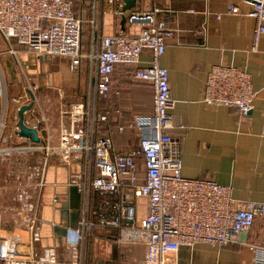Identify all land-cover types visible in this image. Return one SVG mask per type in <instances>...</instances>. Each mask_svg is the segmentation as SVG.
<instances>
[{"label": "built area", "instance_id": "2783aa9c", "mask_svg": "<svg viewBox=\"0 0 264 264\" xmlns=\"http://www.w3.org/2000/svg\"><path fill=\"white\" fill-rule=\"evenodd\" d=\"M98 1L0 0V33L7 41L15 40L40 58H67L71 72L78 75L82 73L83 60L88 58L94 71L90 98H82L62 109L57 144H52L46 114L36 116L33 103L25 112L24 124L38 131L40 143L18 135L21 108L14 117L12 134H3L5 119L0 125V162L14 166L13 162L23 157L38 158L28 168L29 185L19 182L23 188L17 187L14 199L16 212L22 216L17 229L27 233V241L0 236V264H89L90 242L98 230L105 234L113 230L115 234L110 239L119 248L142 245L144 258L139 264H179L176 255L181 248L193 249L205 244L222 250L248 234L256 217H264V203L239 204L233 198L231 186L211 179H188L182 174L181 144L187 128L180 126L183 133L178 137L169 133L175 103L169 72L160 66L167 40L176 36V28L159 19L162 12L159 8L151 12L119 10L116 13L125 17L130 27L138 26L139 31L133 35L99 36V50L84 55L85 18L92 13V23L96 24ZM244 1L252 8L248 16L257 21L251 46V52L255 53L264 37V0ZM228 13L239 15L240 10L233 5ZM217 18L221 19L222 15ZM199 34L204 36L205 29L199 30ZM11 53L18 54L15 50ZM145 53L150 60L142 67ZM119 65L133 66V77L149 83L154 90V113L136 117L129 124V129L137 131L139 142L136 148L126 152L114 146L111 111L100 112L96 106L97 98L110 92L112 75ZM3 87L0 80V92ZM256 97L248 72L216 65L208 73L202 102L208 107L236 110L245 118L253 111ZM25 98L28 95L22 100ZM28 113L31 117H27ZM97 125H102L108 133L98 135ZM125 130L123 126L116 128L120 133ZM14 137L25 142L12 144ZM53 158L68 166L76 158L81 162L80 170L71 174L70 185L83 196V215L77 228L66 231V258L55 247L36 250L42 238V191ZM2 176L0 171V189L4 188ZM95 192L109 198L106 208L97 213L98 219L92 208ZM0 229L7 231L1 223ZM247 246L252 254L250 264H264V245Z\"/></svg>", "mask_w": 264, "mask_h": 264}, {"label": "crops", "instance_id": "0c3cea01", "mask_svg": "<svg viewBox=\"0 0 264 264\" xmlns=\"http://www.w3.org/2000/svg\"><path fill=\"white\" fill-rule=\"evenodd\" d=\"M98 3L96 24L92 23V13L89 12L85 18L84 31H87L88 38L84 42V55L99 50V36L133 35L140 29L122 24V17L116 12L123 9V0H99ZM233 5L238 6L239 15L228 13ZM155 8L162 11L159 19L177 30L176 36L167 40L160 66L169 72L171 96L175 103L169 133L178 137L183 133L180 126L187 128L181 144L183 176L211 179L231 186L233 198L239 204L264 203V37L257 51L251 52L252 32L257 25L256 19L248 16L251 6L244 0H137L136 8L131 11L151 12ZM219 14L221 19L217 18ZM202 28L205 29L204 36L199 34ZM11 42L8 53L0 52V70L3 72L7 67L8 55L15 62L17 73L25 69L32 79L30 89L16 75L10 81L11 88L18 89L16 95H11L12 107L17 111L33 103L36 116L46 114L52 144L55 145L62 123V109L69 108L78 98L80 101L82 98L88 100L92 94V63L85 58L82 73L74 74L67 58H40L15 40ZM11 50L18 54H12ZM149 60L145 53L140 66L148 65ZM216 65L234 66L250 74L257 97L249 116L242 118L236 110L203 104L204 84ZM134 70L133 66H117L110 92L98 97L96 102L100 112L108 110L112 113L110 124L113 126L114 146L120 152L138 146L137 131L129 129V124L136 117L154 113L153 87L134 78ZM28 94L32 101H23ZM42 95L53 101L49 104V99H46L43 103ZM116 110L120 113H114ZM27 117L31 114L28 113ZM119 126L125 127V132L116 131ZM102 132L108 133L107 130ZM16 140L25 142L19 137ZM80 163L79 158L70 166L59 163L55 158L50 161L40 206L42 238L36 246L39 252L43 248L55 247L63 257H68L66 230L77 228L83 215V196L70 185L71 174L80 170ZM108 199L106 195L93 194L95 219H98L97 213L106 208ZM114 234L113 230L108 234L98 230L94 234L89 247L90 264H121L120 253L116 257L113 253L114 247L120 251L110 239ZM249 244L264 245V217H256L250 232L240 237L236 244L222 250L198 244L193 249L181 248L176 256L179 264H250Z\"/></svg>", "mask_w": 264, "mask_h": 264}, {"label": "rangeland", "instance_id": "374dc122", "mask_svg": "<svg viewBox=\"0 0 264 264\" xmlns=\"http://www.w3.org/2000/svg\"><path fill=\"white\" fill-rule=\"evenodd\" d=\"M87 7L88 6H86V8ZM87 38H88L87 31H84L83 48H85L84 42L85 43L87 42L86 41ZM12 43L13 42L11 41H6V40L4 41L3 37L0 36V52L8 53ZM6 64L7 67L5 68V70L3 72L0 70V80L3 82L4 85L3 89L0 92V125L3 124V121L5 119L3 134L5 136H8L12 134L13 130L15 129L14 117L17 113V111L12 107L13 98H11V95L13 94L16 95L18 92L17 88L16 89L11 88L10 81H13L14 78L18 76L21 79L22 84L30 89L32 85V79L29 76L28 71L25 69L21 71L22 73L18 74L15 69V65H14L15 62L11 58H9L8 55L6 59ZM8 69L10 70L8 71ZM41 97L43 98L42 99L43 103L44 102L46 103V99H49V104L53 101V99L51 98H46V95H42ZM27 99L32 101V98L29 96V94H28V98H25V101H27ZM61 101H63V99H61ZM79 101L80 99L78 98V101H76V103ZM11 143L19 144L15 137L11 140ZM36 161H38V158L36 157L33 158L23 157L19 160V162H13L15 163L14 166H12L10 162H0V171H2L3 173L1 179L4 185V188L0 189V223L5 227L7 231L14 232L18 228V226L21 225L22 216H20L16 212L17 204L14 200L16 196V190L17 187L23 188L22 186H20V183L22 185H29L27 183L28 168L32 163ZM135 247L136 246H134V249L138 252L131 250V248L127 249V248H119V247L118 248L120 251H118V249L114 247L113 250L114 257H116L120 253V259H121V255L128 257V261L125 260L123 264H136L137 262L143 259L144 251L139 246H137V248ZM90 260L91 258L89 254V264H90Z\"/></svg>", "mask_w": 264, "mask_h": 264}, {"label": "water", "instance_id": "95a60500", "mask_svg": "<svg viewBox=\"0 0 264 264\" xmlns=\"http://www.w3.org/2000/svg\"><path fill=\"white\" fill-rule=\"evenodd\" d=\"M123 1H124V6L122 10L124 12L131 11L136 8L137 0H123ZM125 23H126V18L123 17L122 24L125 25ZM31 108H32V105H27V106L21 107V109L19 110L18 126L20 127V132L18 133V135L22 138H28L34 143H40L41 139L39 138L38 131L33 128H29L24 124L25 112L29 111Z\"/></svg>", "mask_w": 264, "mask_h": 264}, {"label": "bare ground", "instance_id": "6f19581e", "mask_svg": "<svg viewBox=\"0 0 264 264\" xmlns=\"http://www.w3.org/2000/svg\"><path fill=\"white\" fill-rule=\"evenodd\" d=\"M13 236V237H19L21 238L24 242L27 241V233H25L24 231H21L20 229H16L14 232H12L11 234L7 231L1 230L0 229V236Z\"/></svg>", "mask_w": 264, "mask_h": 264}, {"label": "trees", "instance_id": "16d2710c", "mask_svg": "<svg viewBox=\"0 0 264 264\" xmlns=\"http://www.w3.org/2000/svg\"><path fill=\"white\" fill-rule=\"evenodd\" d=\"M0 35H1V37H3V39L5 40V38H4V36L0 33ZM102 130L104 131V127L102 126V125H97V131L99 132V133H101V136H104L105 134H103V132H102ZM111 237H113V236H111ZM139 247L140 246H142V245H138ZM129 248H131V250H133V251H136L135 249H134V247H129ZM135 248H137V246L135 247ZM142 248H143V251H144V247L142 246ZM128 249V248H127ZM136 252H138V251H136ZM125 260H127L128 261V257L127 256H124V255H121V259H120V262H121V264H123L124 262H125ZM133 262V261H132ZM140 262V261H139ZM139 262H135L136 264H139Z\"/></svg>", "mask_w": 264, "mask_h": 264}, {"label": "flooded vegetation", "instance_id": "af4514ba", "mask_svg": "<svg viewBox=\"0 0 264 264\" xmlns=\"http://www.w3.org/2000/svg\"><path fill=\"white\" fill-rule=\"evenodd\" d=\"M112 261H116L115 258H112Z\"/></svg>", "mask_w": 264, "mask_h": 264}]
</instances>
